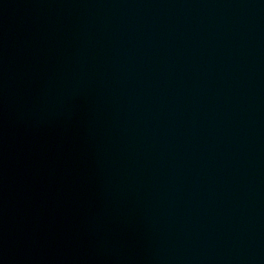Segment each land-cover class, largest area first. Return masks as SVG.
<instances>
[{
    "label": "water",
    "instance_id": "water-1",
    "mask_svg": "<svg viewBox=\"0 0 264 264\" xmlns=\"http://www.w3.org/2000/svg\"><path fill=\"white\" fill-rule=\"evenodd\" d=\"M0 264H264V0H0Z\"/></svg>",
    "mask_w": 264,
    "mask_h": 264
}]
</instances>
